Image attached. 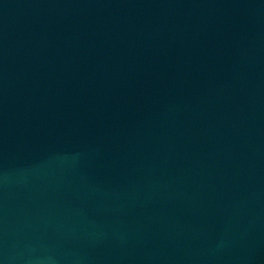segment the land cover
Instances as JSON below:
<instances>
[{"label":"water","instance_id":"95a60500","mask_svg":"<svg viewBox=\"0 0 264 264\" xmlns=\"http://www.w3.org/2000/svg\"><path fill=\"white\" fill-rule=\"evenodd\" d=\"M0 264H264V0H0Z\"/></svg>","mask_w":264,"mask_h":264}]
</instances>
